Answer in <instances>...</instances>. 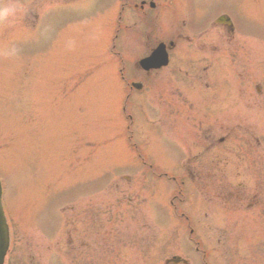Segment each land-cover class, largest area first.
I'll list each match as a JSON object with an SVG mask.
<instances>
[{"label": "rangeland", "instance_id": "obj_1", "mask_svg": "<svg viewBox=\"0 0 264 264\" xmlns=\"http://www.w3.org/2000/svg\"><path fill=\"white\" fill-rule=\"evenodd\" d=\"M7 4H16L22 11L0 23V181L4 209L11 215L13 231L6 263L50 264L55 238H52L49 223L54 211L60 218L57 230H61L66 219L63 213H67L62 209L70 203L76 208L88 203L89 207H104L121 191L126 194L119 204L122 226L129 228L130 224L147 223L152 225L155 239L168 240L170 244L184 242L187 248L189 233L183 232L182 227H175L177 233L165 231L167 214L174 224L169 200L175 187L181 186L179 183L149 178L144 188L138 190L139 195H133L122 189L123 184L115 193L112 178H98L103 174L136 175L131 169L139 166L138 157L129 147L133 142L139 146L142 157L165 173V121L161 118L165 75L160 78L163 87H144L140 93H131L126 101L112 89L113 71L105 68L108 61L103 62L110 37H99L97 24L78 20L62 24L53 9L49 7L42 14V3L35 8L33 0H2L0 6ZM225 4L223 8L234 12L239 24L248 16L253 22H264V5L249 10L246 0H225ZM207 7L204 4L199 13L203 14ZM36 14L39 18L33 17ZM25 17L29 19L27 22H24ZM154 34L160 32L155 30ZM258 42V50L250 48L253 58L250 64H255L252 70L260 68L257 57L253 56L264 54V42ZM133 48L130 47L132 51ZM187 52L183 54L184 60L177 54L175 64L186 62ZM133 68L130 62L126 63L125 79H131ZM113 79L114 83H121L117 67ZM176 79L187 81L189 77L179 73ZM76 81H80V87ZM219 82L221 84V78ZM67 87L72 90L63 93ZM245 109L244 104L235 106V118ZM249 115L255 122L250 111ZM175 127L171 126L177 129ZM119 182L116 181L117 185ZM124 182L127 180H122ZM87 189L89 193H83ZM72 190L80 192L75 199L74 195L69 197ZM185 191L190 200L184 202L185 207L181 203L179 209L193 222L194 235L201 241V248L210 253L205 247L207 241L217 250V264H226L227 259L230 264H264V228L260 225L241 227L246 220L252 224L261 213L221 210L222 222L213 223L215 226L207 232L203 224L212 221L213 206L202 202L206 197H201L197 190ZM214 203L219 204V201L214 200Z\"/></svg>", "mask_w": 264, "mask_h": 264}, {"label": "flooded vegetation", "instance_id": "obj_2", "mask_svg": "<svg viewBox=\"0 0 264 264\" xmlns=\"http://www.w3.org/2000/svg\"><path fill=\"white\" fill-rule=\"evenodd\" d=\"M53 1L65 5L72 2ZM204 4L207 10L200 14ZM224 5L225 0H98L89 8L105 13L101 20L113 18L124 23V29L132 32L126 41L132 40L142 50L147 48L146 55L154 47L148 42L154 28L162 25L170 62L165 67V173L158 177L179 184L229 185L222 203L235 209L256 210L264 217V195L258 191L264 184V54L253 56L260 68L252 70L255 64H250V48L258 50V41L264 40V22H253L248 16L239 24L234 12L224 9ZM257 5H264V0H246L249 10L259 9ZM186 21L191 24L187 30ZM184 42L186 46L182 47ZM190 49L186 62L175 64V56L180 53L184 60L185 50ZM137 71L144 82L156 84L155 71ZM175 72L189 79L171 80ZM240 104L246 109L235 118L234 108ZM170 136L178 143H170ZM233 184H253L255 191H245L239 198L238 189L243 190V186L234 189ZM84 205L69 208L61 239L56 223L53 226L54 255L50 256V264H153L157 247L165 251L166 264H182L176 259L178 251L184 253L182 246L172 247L165 242L155 247L149 229L141 230L145 236H138L136 225L125 229L113 224L119 216L117 209L98 208L91 214L89 203ZM206 256L202 251L201 264H209Z\"/></svg>", "mask_w": 264, "mask_h": 264}, {"label": "water", "instance_id": "obj_3", "mask_svg": "<svg viewBox=\"0 0 264 264\" xmlns=\"http://www.w3.org/2000/svg\"><path fill=\"white\" fill-rule=\"evenodd\" d=\"M0 202H1V188H0ZM3 216L1 203H0V264L3 263V258L8 246V231Z\"/></svg>", "mask_w": 264, "mask_h": 264}, {"label": "clouds", "instance_id": "obj_4", "mask_svg": "<svg viewBox=\"0 0 264 264\" xmlns=\"http://www.w3.org/2000/svg\"><path fill=\"white\" fill-rule=\"evenodd\" d=\"M2 4V0H0ZM22 8L16 4H7L0 6V23L9 21V18L16 17Z\"/></svg>", "mask_w": 264, "mask_h": 264}]
</instances>
